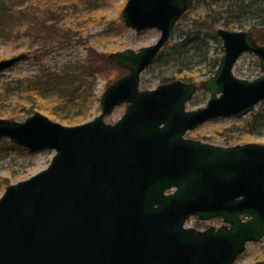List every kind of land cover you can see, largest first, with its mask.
I'll return each instance as SVG.
<instances>
[{
  "label": "water",
  "instance_id": "obj_1",
  "mask_svg": "<svg viewBox=\"0 0 264 264\" xmlns=\"http://www.w3.org/2000/svg\"><path fill=\"white\" fill-rule=\"evenodd\" d=\"M188 1H127L126 24L156 27L161 36L115 53L132 72L106 87L94 119L66 125L42 112L0 118V136L31 151L56 149L46 169L0 197V264H233L248 242L264 237V145L184 136L209 119L249 114L264 100V74L247 79L233 71L245 52L264 64V45L247 30L219 29L225 51L203 107L186 108L190 83L140 88ZM26 57L0 60V72ZM123 102L124 115L107 122ZM193 214L227 224L197 232L184 227Z\"/></svg>",
  "mask_w": 264,
  "mask_h": 264
},
{
  "label": "rangeland",
  "instance_id": "obj_2",
  "mask_svg": "<svg viewBox=\"0 0 264 264\" xmlns=\"http://www.w3.org/2000/svg\"><path fill=\"white\" fill-rule=\"evenodd\" d=\"M2 1L8 3L12 10L23 8L28 12L36 13L39 18L31 17L29 19L31 22L25 23L13 19L6 23L10 31L23 24L26 25L23 26L25 28L31 25L34 27L27 34H15L12 37L1 39L0 60L40 49V62L33 60L29 54L27 58L0 73V118L23 121L36 112H42L66 125H77L94 119L102 112L101 96L106 87L132 72L130 67L117 61L115 53L126 49L138 50L142 46L157 42L161 36V31L157 28L136 30L126 24L123 19V10L128 0H90L92 4L89 2L87 5L94 9L95 17L78 18L72 14L71 7L66 8L62 13L54 8L51 11L59 13L55 17L59 18L56 17V24L60 31L53 32L46 28L54 22L47 21L53 14L47 9L46 2L49 0H40L37 3L36 0ZM57 1L50 0V3ZM208 4L209 0L188 1L186 11L174 26L171 39L162 48L155 61L141 73V89H152L160 84L173 81L190 83L195 86V91L186 103V108L197 109L207 104L210 91L206 83L216 73L218 58H221L225 51L218 33L219 28L224 27L222 21L214 29L203 27L199 33L200 38H206V35L203 36L205 32H209L210 35L216 34L219 37V40L210 39V41L206 38L210 46V49H207L209 50L207 55L204 50H199L197 56L190 60L189 64H187L189 59L181 63L175 59V49L172 47L180 43L187 33L192 37L199 31L195 20L206 14ZM67 28L72 29L73 37L70 39L61 33ZM75 29H78L79 33L76 34ZM246 30L250 32L249 29ZM254 37L258 41L256 36ZM91 44L96 45V50L102 54L97 56L99 59L102 58V62L98 67L100 73L90 80L92 81L91 93L84 107L79 105L75 108L65 107L53 90L40 95L39 108L33 99L28 101L26 94L21 95L14 90L16 80L21 77L32 76L39 72L41 76L48 70L57 72L69 62L87 59L88 46ZM194 53L195 51L192 50L191 54ZM91 57L89 56L90 59ZM234 74L238 77L254 79L264 74V64L260 62L255 53L246 52L236 62ZM7 82H11L10 86H12L9 92L7 87L2 89ZM127 104L124 102L116 106L105 115L104 119L107 122H116L124 114ZM59 113L71 116L72 120L60 119L57 116ZM254 114L257 115L256 119L253 117ZM186 135L221 146L248 143L264 145V100L249 114L236 118H214L188 130ZM55 154L54 149L31 151L13 143L7 137H0V197L8 185L25 180L46 169ZM225 223L222 217L214 216L205 220L192 217L188 219L187 224L195 231L202 232L213 227L220 228ZM257 261H264V237L250 241L245 251L233 264H255Z\"/></svg>",
  "mask_w": 264,
  "mask_h": 264
},
{
  "label": "trees",
  "instance_id": "obj_3",
  "mask_svg": "<svg viewBox=\"0 0 264 264\" xmlns=\"http://www.w3.org/2000/svg\"><path fill=\"white\" fill-rule=\"evenodd\" d=\"M198 1L201 2L203 0ZM37 2H40V0H36V3ZM89 2L92 4L90 0H58L55 3H50L49 0L46 2V5L48 6V10L51 11L56 8V11L60 13L64 12L66 8L71 7L72 14L78 18H85V16L95 17L93 12L94 9L87 5ZM56 11H51L53 14L50 15V19H47V21H54L52 24L46 26V28L52 32L60 31L56 24L58 17L56 16V18L55 15L59 14ZM31 17H34V19L39 18L36 13L32 11L28 12L23 8L12 10L8 3L0 0V40L10 36L12 37L15 34H27L34 26L31 25L25 28L23 27L25 24H23V26H19L17 29L10 31L6 23L11 22L13 19L24 23L31 22V20H29ZM195 21L199 31L192 37L187 33L180 43L172 47V49H175V59L181 63L189 59L187 63L189 64L190 60L197 56V51L199 50H204L205 55L209 53V50H207L210 49L208 42L210 39L219 40V37L216 34L210 35L209 32H205L203 36L206 35V38L209 40L207 41L206 38H200L199 33L203 27L214 29L221 21L222 25L231 29H249L250 32L264 44V0H209L206 14L200 16ZM74 32L77 34L79 30L75 29ZM61 33L65 34L68 39L73 37L71 28L64 29ZM96 49V45H89L87 59L69 62L57 72H50V70H48V72L41 76L39 72L32 76L21 77L19 80H16L14 90L21 95L26 94L28 101L33 99V102L35 101L39 108L40 95H45L53 90L65 107L73 106L75 108L77 105L84 107L91 93L92 81L90 82V80L94 79L95 76L100 73V68L98 67L102 62V58L99 59L97 56L102 54L98 53ZM192 50L195 51L194 54H191ZM37 51H29L28 54H31L33 60L40 62V49ZM89 56H92L91 59ZM10 85L11 82H7L2 89L7 87V91L9 92L10 87H12ZM32 96L35 97L32 98ZM57 116L63 120H72L69 115H61L59 113ZM253 117L256 119L257 115L254 114Z\"/></svg>",
  "mask_w": 264,
  "mask_h": 264
}]
</instances>
